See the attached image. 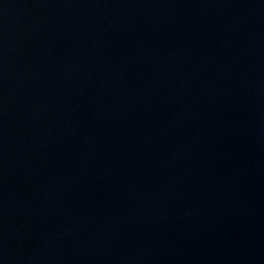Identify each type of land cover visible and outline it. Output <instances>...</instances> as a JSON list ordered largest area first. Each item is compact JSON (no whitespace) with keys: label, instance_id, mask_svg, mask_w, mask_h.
<instances>
[{"label":"water","instance_id":"obj_1","mask_svg":"<svg viewBox=\"0 0 264 264\" xmlns=\"http://www.w3.org/2000/svg\"><path fill=\"white\" fill-rule=\"evenodd\" d=\"M0 264H264V0H0Z\"/></svg>","mask_w":264,"mask_h":264}]
</instances>
